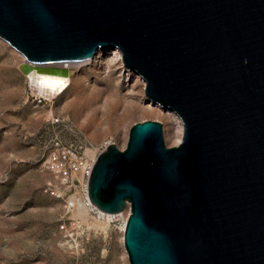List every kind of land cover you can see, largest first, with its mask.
I'll list each match as a JSON object with an SVG mask.
<instances>
[{
	"label": "water",
	"instance_id": "obj_1",
	"mask_svg": "<svg viewBox=\"0 0 264 264\" xmlns=\"http://www.w3.org/2000/svg\"><path fill=\"white\" fill-rule=\"evenodd\" d=\"M0 39L28 77L117 48L179 116L177 145L136 122L91 170L129 264H264V0H0Z\"/></svg>",
	"mask_w": 264,
	"mask_h": 264
},
{
	"label": "rangeland",
	"instance_id": "obj_2",
	"mask_svg": "<svg viewBox=\"0 0 264 264\" xmlns=\"http://www.w3.org/2000/svg\"><path fill=\"white\" fill-rule=\"evenodd\" d=\"M22 62L0 39V264H129L122 232L87 212L79 216V197L69 200L74 203L70 216L92 226L91 240L76 248L62 237L63 203L42 192L52 181L42 167L46 143L56 134L83 148L109 142L122 149V135L127 140L134 123L153 120L162 124L166 145L175 146L179 142L168 130L176 133V125L162 113L145 110L136 93L141 81L108 57L103 63L71 66L78 74L69 88L52 103L34 108L24 103L29 90Z\"/></svg>",
	"mask_w": 264,
	"mask_h": 264
},
{
	"label": "built area",
	"instance_id": "obj_3",
	"mask_svg": "<svg viewBox=\"0 0 264 264\" xmlns=\"http://www.w3.org/2000/svg\"><path fill=\"white\" fill-rule=\"evenodd\" d=\"M24 62V59H23ZM22 62V63H23ZM63 63V67L67 68ZM61 65V64H59ZM24 75V74H23ZM27 79L28 93L24 103L37 108L43 104L52 103L55 97H47L35 92ZM59 122L58 119L54 120ZM110 143L104 142L98 148L90 145L91 148H83L62 140L59 135H53L46 143L42 167L52 176V181L47 182L42 192L63 203L64 214L58 226L59 232L65 241L72 243L76 248L83 247L91 240L93 228L91 225L82 222L79 218L70 216L73 202L71 198L79 197L82 200L81 208L86 210L93 218L110 224L113 228L120 230L123 234L126 221L130 215V206L127 204L120 212L105 213L98 210L88 197V179L94 166L97 156ZM75 178L78 180L75 182Z\"/></svg>",
	"mask_w": 264,
	"mask_h": 264
},
{
	"label": "bare ground",
	"instance_id": "obj_4",
	"mask_svg": "<svg viewBox=\"0 0 264 264\" xmlns=\"http://www.w3.org/2000/svg\"><path fill=\"white\" fill-rule=\"evenodd\" d=\"M106 51V52H105ZM102 52V53H101ZM107 54V55H106ZM108 57L110 58V61H119L122 62V55L121 52L117 48L107 49V50H99L95 57L88 61H99L100 63H103V60ZM81 62H74L67 64V68L64 72L60 71H39L38 73H32L29 75V83L32 85V88L35 90V92L43 94L47 97H57L63 94L70 86L71 81L73 78L78 74V71L73 69L72 67L79 66ZM101 65V64H100ZM64 65H56V67L60 68ZM72 66V67H71ZM123 66V65H122ZM127 71V70H126ZM134 76H136L137 79H139L140 86L139 88L131 86L132 89H136L137 96L140 98V100L145 104V110L154 112V113H162L166 119L170 120V123L172 125H176V133L174 132V129L170 128L168 131L172 137H176V143L180 142L181 140V133H182V122L179 118V116L174 113L173 111H169L168 109L162 108L160 105L150 101L146 98V96L143 94L145 90V81L144 79L139 76L135 71H132ZM131 74V73H130ZM129 74V75H130ZM131 81V80H130ZM137 81L135 82V84ZM168 110V111H167ZM176 134V135H175ZM122 139L125 142L126 141V134L124 133L122 135ZM77 179L75 178V182L77 183ZM82 206V200L76 199L75 200V209H77V212L83 211L82 214L79 216L82 217V215H85L86 210L81 208ZM84 213V214H83Z\"/></svg>",
	"mask_w": 264,
	"mask_h": 264
}]
</instances>
